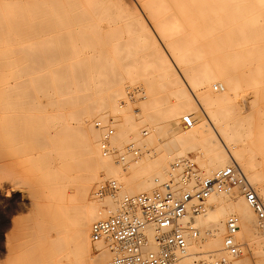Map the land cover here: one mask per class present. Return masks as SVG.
I'll return each mask as SVG.
<instances>
[{
    "label": "bare ground",
    "instance_id": "obj_1",
    "mask_svg": "<svg viewBox=\"0 0 264 264\" xmlns=\"http://www.w3.org/2000/svg\"><path fill=\"white\" fill-rule=\"evenodd\" d=\"M118 10H129V13L116 15ZM132 10H137L138 14ZM117 19L123 20L118 32L114 27ZM0 33L5 38L0 39L3 46L10 40V43L18 42L15 40L17 36L19 41L20 37L23 41L16 47V54L20 56H15V60H12L10 55V50L14 52V45V48L11 45L1 47L4 53L9 52L0 53L4 59L10 58L9 62H13L11 66L15 71H3V75L2 68L9 70L11 66L6 59L5 62L2 60L0 54V60L3 61L0 62V87H7L3 89L4 95L0 93V99L2 96L5 100L4 105L0 101V107L7 108L6 99L9 98L10 102L14 99L15 106L12 108L15 107L14 110L17 111H13L9 116L13 109L9 108L10 102H7L9 110L11 109L9 114L6 112L9 117L0 113L1 118L11 117L9 120L14 119L13 121L17 122L22 113L20 111L24 108L22 104L25 103L22 111L26 112V107L35 104L38 93H43L46 99V102H40L44 104L42 109L46 108V112L51 111L48 106L52 107L65 101L78 105L79 113L81 111L83 114L79 129L85 132L84 145L81 149L73 146L74 142L71 140H74L75 134L71 131L69 134L62 132L65 135L63 140L56 135L57 139L61 140L57 151L59 156L54 158L52 167L48 166V171L44 172L42 178L35 181L36 184L31 183L27 189L32 198L35 224H40L42 219L41 226L47 224V221L43 223V220H48L49 224L51 222L54 225L65 218L70 221V226L72 225L69 228L72 229V240L60 237L63 239L61 245L56 242V248L67 250V253L61 254L57 263L50 257L44 264H91L90 261L93 260L94 263L96 259L97 264H111L114 254L105 242L92 240L91 228L95 221L106 219L118 211V198L125 193L120 190L118 198H94V189L100 183V175H92L88 171L81 193L82 205L70 203L72 198L69 204L64 202L68 196L66 186L70 184L66 183L70 178L66 168L69 170L74 165H84L88 170L89 165L93 164L99 168L112 166L111 168L115 169L113 172H116L113 152L104 155L99 141L101 131L93 122L97 119L106 122L111 113H115L117 117L114 125L113 122L110 123L114 126L110 140L114 142L129 134L131 136V132L136 136L140 123L147 119H156L161 113L167 119L168 127L174 128L173 139L180 142L184 149L197 150V156L192 160L198 162L202 168L199 176L211 177L219 169L236 161L264 200V168H259L262 162L257 159V153L264 154V0H0ZM9 36H15L14 40ZM23 39H27L25 43ZM118 39L121 42V57L141 53L136 64L121 67L131 69L141 63L142 68L147 71L144 76L149 91H146L149 93L157 86L164 87L175 95L177 104L158 112L162 99L149 96L144 91V95H139L140 100L138 99L141 106L135 110L131 107L134 104L130 103L127 91L132 86L131 77L134 75L132 71L127 73L128 80L117 64L115 66L113 52ZM242 90L245 93L249 90V97L245 98V101L251 107V115L248 111L247 113L252 117H246V121L238 109L242 107H238L239 104L234 107V100L238 95L240 97ZM4 91L9 94L7 97ZM19 105L20 107L16 108ZM36 105H32L28 110L36 113L35 110H39ZM33 108L36 109L31 110ZM234 108L235 111L238 109L235 120ZM14 112L18 113L19 117L14 118ZM25 115L21 116L23 122L28 123L31 118H37V123L38 115H34V118L30 113L29 121L26 118V121L24 120ZM45 115L43 114L42 118ZM186 115L192 116L194 120L191 128L180 124ZM95 118L97 119L94 120ZM21 120L18 122L19 126L25 129L29 124L32 125H21ZM1 121L3 126L7 125ZM30 126L27 131L31 129ZM14 128L12 130H15ZM153 129L161 131V126L155 125ZM145 130L143 133L147 132ZM18 139L20 140L19 137L16 140ZM152 140L153 136L149 137V141ZM131 144L137 145L136 142ZM184 149L177 154L147 150L136 160L141 163L137 171L132 170L128 176L121 174L124 179L119 180L121 188L129 195L154 191L159 181L163 180L164 174L172 171L177 159L187 155ZM48 161L52 162L50 159ZM10 163L9 161V165ZM47 164L49 165V162ZM5 167L8 173L14 170H11L8 164ZM117 171L120 173L119 169ZM10 174L12 175L11 172ZM114 175L117 176V173ZM23 179L25 178L22 177L20 181ZM23 183L28 185L27 181ZM190 184L195 186L194 181ZM175 187L177 191L185 188L180 180H177ZM103 201L108 203V208L101 207ZM205 207L203 213L194 215V220L200 234L203 228L201 229L199 224L208 229L207 235L202 234L205 236L202 242L201 238L196 242V238L189 236L187 253L174 264H191L193 260L197 262L198 253L195 249L199 247L208 248L213 252V259L210 258L213 262L219 261V258L225 259V263L220 262L221 264H252L251 257L258 253L262 254L263 257L260 258L264 259V234L254 211L242 196L216 191L205 201ZM231 214L240 218L237 237L247 239L248 235L253 233L251 235L257 238L258 248H251L244 243L243 251L237 256H231L223 250L224 233H227L226 221ZM63 221L62 223H65V220ZM49 224L47 228L51 225ZM60 225L62 226L61 223ZM204 231L203 233H206ZM148 234L152 237V228H149ZM93 243L99 251L97 257L91 252ZM256 263L258 264L257 261Z\"/></svg>",
    "mask_w": 264,
    "mask_h": 264
},
{
    "label": "rangeland",
    "instance_id": "obj_2",
    "mask_svg": "<svg viewBox=\"0 0 264 264\" xmlns=\"http://www.w3.org/2000/svg\"><path fill=\"white\" fill-rule=\"evenodd\" d=\"M132 11L135 14H138L137 10H132ZM126 13H129V10H122V11L118 10L116 15H120V14L122 15V14H126ZM116 22L117 23H115L114 27H115V31L118 32L120 30V26L123 24V20L117 19ZM117 27H118V29H116ZM1 36H2V38H0V39H5L2 34H1ZM9 37H10V39H13L15 36L13 38H11L12 36H9ZM17 37L15 40H18V42L12 41L10 43V41H11L10 40V41H8L9 44L7 42H5L6 44L4 46L0 42V44H1L0 49L2 46H3L2 48H5L6 46L14 45V47H15L14 52L12 50H10V53H11L10 55L12 57L11 58L12 60L13 59L15 60L17 56H20L18 53L16 54L15 50H16V47L20 46L19 42L22 41V38L20 37L21 41H19V39H18L19 37L18 38ZM7 39H9V38L7 37ZM25 40H27V39H25ZM25 40H24V43H25ZM2 42H4V41L2 40ZM17 44H19V45H17ZM25 46H26V44H25ZM120 46H121V42L118 39L115 46H114L113 60L115 62V66L117 64V67H119V69L123 73L126 74V78H128V80H129V77H128L127 73L132 71V73L134 75L133 77H131L133 80L132 86L130 87L131 89L129 88L127 91L128 92L127 95L130 98V103L134 104V105H131V107L134 108V110H135L137 107L141 106L138 103L140 100V96L144 95V91L149 96L159 97V99H162V102L158 108V112H163L165 110V108L170 107L174 104H177V99H176L175 95L172 94L171 92H169L168 89H166L164 87L161 88V86H160V88H159V86H157V88L156 87L154 88L155 90L148 93L149 90H148V86L146 85L145 76H144V74L147 71L145 70V68H142L141 63L136 65L135 67H133L131 69L128 67H121L122 65H130V64L134 65V64H136L135 62L137 61V59H139V55L141 53L121 57L120 52H119ZM12 47H9V49L14 48V47L13 48ZM23 47H24V44H23ZM2 50H4V49H1L0 52L4 53ZM6 52L4 54H6ZM7 53L9 54V52H7ZM1 55H2V60H3L4 59L3 54H1ZM10 55H9V57H10ZM6 57H7V55H6ZM5 59L3 60L4 62H5ZM7 59H6V62L8 61V63H10V66L13 65V64H11L12 61L9 62L10 58L7 57ZM2 60H0V62H3ZM139 61L141 62V60H139ZM8 63H6V65ZM14 64L16 65V63H14ZM6 67L8 68V66H6ZM2 69H4V70H2V72L6 71V72L10 73V72L15 71V68H13L12 66L10 67L9 70H6L5 67H3ZM4 72H3V75L6 73V72L5 73ZM9 73L7 74V76L9 75ZM2 85H3L2 87L5 86L3 83H2ZM0 86H1V82H0ZM5 88H7V87H5ZM5 88H3V89H5ZM3 89L0 87V93L2 92V94H3ZM137 89H139V91ZM146 89L148 91H146ZM214 90L217 91V89H214ZM140 91L142 92L141 94H140ZM247 91H248V96H247ZM247 91L245 93L242 90L241 91L242 93L241 92L239 93L240 97L238 95L237 98H235V100H234V107H236V105H238V104L240 105V106L238 105V107H242V108H238V109L240 110L241 113H243L242 116L244 119L243 118L242 119L245 121L247 120L246 117L249 116L248 119L252 117V116H250L251 115L250 114L251 113V110H250L251 107H249V104H247L245 101V98L249 97V90H247ZM4 92L6 93V91H4ZM130 92H131V94H130ZM37 93L38 92H36V94ZM2 94H0V95H2ZM133 94L137 95L138 97L134 96ZM8 95L9 94L6 93L5 96L7 97ZM36 96H37L36 97L37 102L35 101V104H32V105L34 107L36 104L39 105V106L36 105V107H39V110H38V108H37L38 111L35 110V112L38 114L28 110L29 107L32 106L31 104L29 107H26V108H28L27 109L28 112H27V110H26V112L28 113L27 116L30 115V113L32 115H33V113H34V115H38L37 117H39V118H38L37 123H36L37 118L34 117V115H33V117L36 119L33 120V118H31L32 119L31 120L30 119L31 116L27 117L25 115L26 114L25 110H24L25 113L22 111L25 108V106H24L25 103L22 104V107H24V108L23 109L21 108L22 110L20 111L24 114L20 113V115L21 116L25 115V117H24L25 121H26V119H27V121H29V119H30L31 122L29 121L28 123L23 122V120H21V119H23V118H21V116H20V119L18 118L17 122H15L16 120L13 121L14 115L12 116L13 120H9L11 117L6 118V117L11 116L13 111H16V110H14L15 107L12 108L13 106H15V103L13 102L14 99H13V101L11 100V102L13 104L9 101V98L6 99L8 103L10 102V105L6 102L7 108L9 105V108L13 109V110L10 109L11 113L9 112L10 111L9 108L7 109L6 107H4V108L0 107V113H2V116H3V114L6 115L7 114L6 112H8V114L10 113L9 116L6 115V117H4V118H1V116H0V123H1L0 124V138H1L0 139V264H44L43 262L46 263L50 259V257H52V259H54V261L56 262L61 254L67 253V250L61 251V248H56V242H58L61 245L62 240L65 238L68 241L72 240V238H71L72 229L69 230V228H71L72 225L70 226L71 223L68 219L64 218V219L60 220L58 223H54V225L51 222H50V224H51L50 225L48 220H43V223H44V221H47L46 222L47 224L41 226L40 224H42L41 223L42 219L40 218L41 219V220L39 219L40 224H35V222L33 221V215H32V212H33L32 211L33 205H32V201H31L32 198L28 195L27 189H28V186L30 187L31 183L36 184L37 180L39 181V179L42 178L41 176L44 175V172L48 171L47 170L48 166H50V168L52 167L54 158L59 156L58 155L59 152H57V151H59L61 140H63L62 138H64V136H65L62 132L67 134L69 131H71L72 133L75 134L74 140H71V141L74 142L73 146H75L76 148L81 149V147L84 145L85 132L83 129H82L83 131H81L79 129L80 124L83 120V117H81V115H83V114L81 113V111L79 113L80 107L78 105L73 104V102H65V101L62 103H58L56 105L54 104V105H52V107L48 106L49 110H51V111L46 112L44 110L46 108L42 109L44 107V104L40 103V102H42V103L46 102V99L43 97V93H41V94L38 93V95H36ZM41 96H42V98H41ZM131 97H132V100H131ZM37 98H41V99H37ZM242 98H244V99H242ZM236 99H239V100L236 101ZM0 101L5 102V100L2 99V96H1ZM2 102H0L1 106H2ZM4 102H3V105H4ZM245 103H246V105H245ZM28 105L26 104V106H28ZM42 105H43V107H42ZM18 107H20V105L17 106L16 108H18ZM34 109H36V108H33L31 110H34ZM41 109L44 112H42ZM127 109L129 110L130 108H127ZM19 110H18V113H19ZM237 110L235 111V108H234L235 113H234L233 119L236 117L235 114H237ZM249 110H250V112H249ZM247 111L250 115L247 113ZM16 112H14V113H16ZM45 112L48 113V115H50V117ZM244 112H246V113H244ZM18 113H16V116H14V118H17V116L19 117ZM43 114L44 115L46 114L44 116V118H42ZM114 114L115 113L109 114L107 116L108 119L106 120V122H103L105 124V126L110 125V126H112L113 129H114L113 125H114L115 117H116V115H114ZM159 114L161 115L160 117H157L156 119H153V120L147 119L146 121H143L142 123L139 124V126L137 127L139 131L136 133V136L138 135L137 137L135 136V133L131 132V134L134 137L132 135L130 136V134H129V136H126L125 138H121V140H119L117 142L110 140L112 152H113V156H112L113 165L116 166V167L113 166L114 168H116L115 173L113 172V170L115 171V169L111 168L112 166L99 168V166H95L93 164L89 165L88 170H87L88 167L84 166V165H76V166L74 165V167H71V169H69V170L66 168V171H68L69 175H70L69 181L68 182L66 181V183H70V184H67L68 185V186H66L67 190L65 189L66 195L68 193V196H66V200L68 199L67 200L68 203H66L67 201L65 200L64 201L65 204H69V201L72 198L70 203H73L75 205L77 204V206L82 205L83 201L81 198V193H82V189H83L85 180L87 178V175L89 174L88 171H90L92 175L98 173L100 175V183L105 181V180L112 179V178L117 179V180H120V178H121V180H124V179H122L123 176H125V175L128 176L132 172V170L137 171V169L140 168L138 166H140L141 163L140 164L137 163L136 160H138L140 156H143L142 154H144L147 150H150V151L155 150L156 152H159V153H163V152L168 153L170 151L169 153H172V154L173 153L177 154L178 152L183 151L184 146L180 142H177V140L173 139L174 133H175L174 128H172V126L168 127V121L165 118V116H163L161 113H159ZM244 114H246V116ZM74 115H77V117H73ZM46 116L48 117V119ZM78 117H80V118H78ZM254 117H257V116H254ZM76 118H78V120ZM96 119L97 118H95L94 120H96ZM242 119H240V120H242ZM1 120H3V122L7 125L4 124L5 126H3L2 125L3 123ZM19 120H21V122H22L21 125H23V124L28 125L29 123H31L32 124L31 126H30V124L28 125V126H30L31 129H29V131H27L28 126L26 127L27 129H25L23 126H19V124H20V123H18ZM236 120L238 121V119H236ZM96 121H93V122L95 123ZM13 122H15V124ZM110 123H112L113 125ZM155 125H160L161 131H155L153 129V127ZM2 126H3V128H2ZM20 127L24 128V132L22 131L23 128H20ZM147 127H149V128L147 129ZM13 128L15 130H12ZM2 130L3 131L5 130V131L3 132ZM30 130H32V131H30ZM144 130L147 132L143 133ZM99 131H101V130H99ZM22 135H24V136H22ZM56 135H57V137L60 136L61 140L60 139L58 140ZM101 135L102 134L100 132V136ZM151 136H153V140L150 142L149 137H151ZM18 137L20 138V140L19 139L16 140ZM100 139H99V141H101ZM135 142L137 143V145H135L136 146L135 149L140 148L139 149L140 155L138 157H136L134 155V152L131 151V149L129 148L130 147L129 144L135 143ZM181 146H183V147L181 148ZM184 150H185V152H187L186 153L187 155L182 156L179 159H182L185 157L191 158V159L196 158L197 150H195V149L191 150V149H187V148ZM50 152H51V154H49ZM259 154H260V156H259ZM259 154L257 153V155H258L257 159L260 160V162H262L261 167H259V168H264V159H263L264 154H261V153H259ZM120 158H122L123 160H121ZM49 159L52 160V162L48 161ZM179 159H177V160H179ZM262 159H263V161H262ZM55 160H57V159H55ZM9 161L11 162L10 165H9ZM45 162H46V165H44ZM48 162H49V165L47 164ZM20 163L22 166H20ZM145 163H147V162L145 161ZM195 163L197 164L199 171L200 170L202 171V168L200 167L199 163L198 162H195ZM6 164H8V167L11 170L13 168L16 173L12 172L14 170L10 171L9 168H7V169H9V171L12 173V175L10 174V172L9 173L6 172L5 171V168H6L5 165ZM118 169H119L120 173H118V171H117ZM121 169H123V170H121ZM109 171H112V172H109ZM17 172H19V173H17ZM171 172L172 171H170V173ZM106 173H108V174H106ZM109 173H111V174H109ZM116 173H117V176L114 175ZM170 173L168 172L167 174H164L163 180L169 179ZM8 174L11 175V176L9 175L11 178L8 176ZM17 174H19V175H17ZM17 177L20 179L22 177L25 178L21 181H23V182L27 181L28 185L26 183H23V182L21 184L20 179H17ZM14 178L16 180H14ZM17 180L20 182H18ZM28 180H29V182H28ZM30 180H31V182H30ZM32 181H34V182H32ZM97 186L95 187L94 191H96ZM155 188L156 189L159 188V183L155 186ZM155 188H154V190H155ZM120 190H122L121 192L123 194L127 193L124 188H121ZM69 194L71 196H69ZM95 197L96 196H95V192H94V198ZM101 204H102V206H101L102 208H108L109 207L108 205H106L108 203H106L105 201L101 202ZM103 205H104V207H103ZM43 219H45V218H43ZM63 220H65V223H62V222H64ZM60 223L62 224V226L60 225ZM48 224L51 226V228H50V226L47 228ZM43 226H45V227H43ZM199 226L201 229L203 228L201 230L202 231L201 233L203 235H207L208 229H206L203 224H199ZM201 226H204V227H201ZM46 228H47V231H45ZM49 228H50V230H49ZM203 230H205L204 232H206V233H203ZM202 234L199 235V238L195 239L196 242L198 240H200V238H201L200 241L201 242L203 241L202 238H204L205 236H203ZM226 234L227 233L225 232L224 237L226 236ZM251 234H253V233H251ZM251 234L248 235V237H250V239H248V237H247V239H244L242 237H239L238 239L241 242L245 243V245L246 244L250 245L251 248L256 249V248H258L257 238L255 236H252ZM55 235H57V236H55ZM60 237L63 239L61 240ZM71 242H69V243H71ZM200 244H202V243H200ZM71 245H72V243H71ZM199 248L195 249V252L198 253L196 255V256H198L197 262H196V260H193L191 262V264H221L222 263V262L220 263L221 258H219V261L214 260V262H213V260H212L213 259V252H210V250L208 248H204V247L203 248L199 247ZM97 249L98 248L93 243L92 247H91V252H92L93 256H96V257L98 256L99 251ZM255 255H253L251 257L250 262H251V260H253L255 263L257 261L258 264H264V259L262 258L263 255L259 254V253H258L259 256L257 254H255ZM210 256H212V257H210ZM260 256H262V257L260 258ZM210 258H212V259H210ZM210 260H212V261H210ZM253 261L251 263L255 264V263H253ZM259 261H261V262L259 263ZM92 262H93V260L90 261L91 264H97L98 260L96 259V260H94V263H92ZM176 264H179V263H176Z\"/></svg>",
    "mask_w": 264,
    "mask_h": 264
},
{
    "label": "built area",
    "instance_id": "obj_3",
    "mask_svg": "<svg viewBox=\"0 0 264 264\" xmlns=\"http://www.w3.org/2000/svg\"><path fill=\"white\" fill-rule=\"evenodd\" d=\"M181 125L191 128L192 116H183ZM95 126L101 130L100 147L107 155L112 152L113 128L101 121H96ZM130 149L136 157L140 155L134 145L130 144ZM199 173L191 158H182L173 165L169 179L159 181V188L119 198V180L112 178L99 183L97 198H118V211L95 221L91 228L92 240L105 242L114 253L111 264H174L180 260L187 253L188 237L197 239L200 235L194 215L204 212L205 201L216 191L242 196L254 211L264 234V200L236 161L211 177H201ZM177 180L185 186L180 191L175 187ZM192 181L195 186H190ZM149 228L153 229L152 237L148 234ZM226 228L223 250L237 256L245 247L237 237L239 216L231 214ZM220 262L225 263V259Z\"/></svg>",
    "mask_w": 264,
    "mask_h": 264
}]
</instances>
